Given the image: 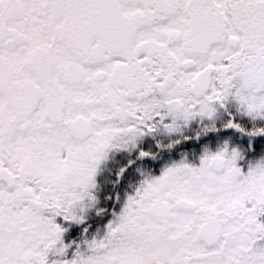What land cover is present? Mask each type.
Segmentation results:
<instances>
[{
    "label": "snow or ice",
    "instance_id": "6c2138e0",
    "mask_svg": "<svg viewBox=\"0 0 264 264\" xmlns=\"http://www.w3.org/2000/svg\"><path fill=\"white\" fill-rule=\"evenodd\" d=\"M0 264H264V0H0Z\"/></svg>",
    "mask_w": 264,
    "mask_h": 264
},
{
    "label": "rangeland",
    "instance_id": "374dc122",
    "mask_svg": "<svg viewBox=\"0 0 264 264\" xmlns=\"http://www.w3.org/2000/svg\"><path fill=\"white\" fill-rule=\"evenodd\" d=\"M195 163H198V160L194 161ZM125 191L127 192V194H133L132 190L131 189H126V190H121V196H122V200H121V204L120 205H117L116 207V211L118 212L120 207L122 206V203H123V200L126 199V196H125ZM100 227H103V225H101Z\"/></svg>",
    "mask_w": 264,
    "mask_h": 264
},
{
    "label": "trees",
    "instance_id": "16d2710c",
    "mask_svg": "<svg viewBox=\"0 0 264 264\" xmlns=\"http://www.w3.org/2000/svg\"><path fill=\"white\" fill-rule=\"evenodd\" d=\"M101 226V225H100ZM95 227V226H94Z\"/></svg>",
    "mask_w": 264,
    "mask_h": 264
}]
</instances>
